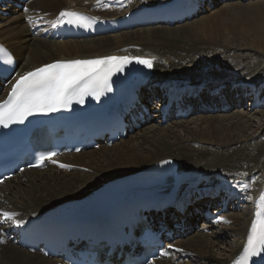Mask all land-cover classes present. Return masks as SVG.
Returning <instances> with one entry per match:
<instances>
[{
	"label": "bare ground",
	"instance_id": "bare-ground-1",
	"mask_svg": "<svg viewBox=\"0 0 264 264\" xmlns=\"http://www.w3.org/2000/svg\"><path fill=\"white\" fill-rule=\"evenodd\" d=\"M146 1L164 3L168 0ZM94 3L95 0H87V2L86 0H33L28 3L29 11L25 13L17 9L16 0H0V44L9 49L16 58L17 72L24 74L60 60L97 58L112 54L129 57L146 56L153 62L152 83L148 85L149 88L141 89V100L146 103L149 97L158 95V88H154L153 84L159 85L175 80L189 81L191 83L189 86L193 85L190 87L195 91L190 97H181L180 101L193 107L192 114L196 112L208 114L209 111L205 108L212 110L215 108L219 113H224L221 111L222 107L233 108L237 104L240 105L244 102L243 92H240V87L233 89V86L250 83L259 75H264V60L245 53L249 49L236 44L231 39L217 44H207L200 31H196V24L190 25L188 22H184L181 26H171L172 28L164 25L147 26L139 30H123L124 32L115 33L117 35L112 34L115 36L105 35L61 42L41 38L39 33L33 34L28 25L29 19L36 21L42 17L53 18L60 10L67 8L87 10ZM14 5L16 8L10 16L4 18L3 12ZM207 5L206 2L203 4V6ZM24 17L28 20L22 24ZM239 51L244 54L240 55ZM237 52L239 53L236 54ZM186 53H192L190 54L192 56H185ZM248 55L252 56L251 61L247 60ZM257 60L258 62L255 63ZM214 69H228L234 73L224 80L213 79L218 76L213 73ZM253 83L247 85H258ZM200 87H203L202 92L195 94L196 90L202 89ZM237 94L239 96L236 98ZM156 108L158 109V106ZM156 118L157 121L147 127V133L137 135L127 146L124 143L128 141L126 138L129 135H126L124 140H119V145H123V149L118 144H114L111 147H99L101 148L99 153L90 151L64 156L62 162L73 167L74 170L49 167L44 171H25L11 179L0 186V211L16 212L18 213L16 219H23L26 222L44 212L86 199L91 192L106 183L122 179L123 185H126L128 176H133L165 159L176 161L180 171L192 170L212 176L210 182L203 188L205 186L210 188L212 185L223 188L215 182L213 178L215 174L224 175L233 183L242 182L247 185L249 177L257 175L249 193L253 198L257 196L258 189L260 190L264 184V122L254 127L251 135H247L252 128L251 117L247 115L236 114L233 118L235 122L228 123L230 126L227 127H224L223 121L209 117L201 120V125L205 128H201V125L192 128L180 123L174 125L171 130L160 129L158 126L161 124L160 117L157 115ZM147 123L151 121L146 122L145 125ZM179 131L182 137L179 136ZM262 137L263 140H259ZM190 142H194L195 145H189ZM85 168L91 174H84L87 173ZM72 171H78L83 175L78 173L61 176V173ZM244 173L247 175H243ZM197 188L200 189L201 186L198 185ZM236 190L240 195L245 194L243 188ZM205 193L210 191L205 190ZM188 201L189 206H186L182 213L172 212V219L176 221L174 223H181L184 229L183 232L174 231L178 235L174 243V254L190 255L191 259L182 264H228L242 246L250 223L252 206L227 213L220 233L204 234L197 231L196 220L199 215L196 210L216 205L220 199L206 198V196L201 198L193 194ZM93 202L94 200L90 198L83 202L82 206L88 209ZM251 203L252 201H249L250 205ZM168 217L167 214L165 216L167 223H169ZM224 232L233 237L228 249L223 247L225 244L227 246L224 242L230 235ZM223 235L225 237H222ZM0 238H2L1 234ZM176 249L182 251L177 252ZM56 262V259L44 258L39 253L31 254L12 243L0 246V264H55ZM156 264L174 263L162 260Z\"/></svg>",
	"mask_w": 264,
	"mask_h": 264
},
{
	"label": "snow or ice",
	"instance_id": "snow-or-ice-1",
	"mask_svg": "<svg viewBox=\"0 0 264 264\" xmlns=\"http://www.w3.org/2000/svg\"><path fill=\"white\" fill-rule=\"evenodd\" d=\"M95 3L97 7L107 6L105 0H95ZM28 11L27 8L24 9L25 13ZM95 20L96 18L88 17L80 12L63 10L52 27H56L59 23H67L74 27L88 29ZM28 23H32L30 19ZM3 52L5 50L0 47V53ZM6 55L7 59L4 63L14 66L12 57ZM133 62L147 69L153 67L152 59L105 56L95 59L56 61L25 72L11 85L7 98L0 101V128L9 129L11 125H23L29 117L34 115L47 116L61 110H68L73 103L83 105L86 96L99 101L106 93L113 91L112 77L117 73H123ZM55 155H57L55 152L39 154L36 157L37 166H42L45 160L56 163L52 159ZM60 167L70 166L61 164ZM239 186L245 192L249 187L247 184ZM245 198L249 201L253 199L250 195H246ZM262 206H264V191H261L256 202L257 216L260 215L259 210ZM17 216L16 212L0 211V229L4 223H9V226L16 228L23 227L25 221L16 219ZM168 247L173 246L168 245ZM176 251L182 250L176 249ZM160 255L164 256L167 253L161 252ZM250 261L252 264H264V219H253L243 250L233 264H249Z\"/></svg>",
	"mask_w": 264,
	"mask_h": 264
},
{
	"label": "rangeland",
	"instance_id": "rangeland-1",
	"mask_svg": "<svg viewBox=\"0 0 264 264\" xmlns=\"http://www.w3.org/2000/svg\"><path fill=\"white\" fill-rule=\"evenodd\" d=\"M204 7H207V8L205 9ZM14 9H15L14 7L9 6L8 9H6L5 12H3L4 14L3 17L7 18L8 16H10L11 12ZM24 21H25V18L24 20H22L21 23L24 24ZM185 22L190 23V25L196 24L195 25V28L197 27L196 31L197 30L198 32L200 31L199 33L201 34L202 38L204 37L203 40L207 41V44H212V43L217 44V42L221 43L223 41H226L227 39L229 40L231 39V40H234L236 44H239L242 47L249 49V51H245V53L250 54L253 57H256L257 59L264 60V0H213L210 6L208 5L203 6L198 14H196L191 19ZM183 23L176 24L175 26H181L183 25ZM0 26H1V21H0ZM172 27H169V28H172ZM133 30H139V28H136ZM129 32H132V31H129ZM109 35H112V34H109ZM115 35H112V36H115ZM239 52H237L236 54H238ZM190 54L192 53H186L185 56H192ZM239 54L240 55L244 54V52H240ZM252 56L248 55L247 60L251 61L250 58ZM257 62L258 60L255 63ZM229 68L231 69L230 66ZM227 70L228 69H225V70L218 69V70H215L216 72L213 71L214 74L218 75V76H215L213 79L221 78L222 80H224L226 78H229L234 72L230 70L227 71ZM254 80H252L250 83L252 84L253 82H255L256 84L257 83L260 84L264 82V75H259ZM250 83H247V84H250ZM240 92H242L241 89H240ZM249 104H250L249 102H243V103H240V105L237 104V106L230 108L227 112H224V113L207 112L208 114H202L200 112H196L188 116L185 119H176V120L173 119V120L166 122L163 125L160 124L158 126L160 129H164V130L170 129L171 130L172 127H175L174 125L183 123V124H186L185 126L193 128V127H197L201 125L202 118L212 117V118H215L217 121H223L224 127H227V126H230V124L228 123L235 122V120L233 119L235 115L240 114V115H247L249 118L251 117L250 124L252 125V128L247 132V135H251L253 133L252 131H254V127H256L259 123L264 122V109L253 111L249 108ZM152 115L156 116L155 113H152ZM155 118L156 117L153 118V116H151V119H152L151 123H147L146 125L144 124L140 129L136 130V132L134 131L133 134H129V136L126 138L128 139V141L125 142L124 145L127 146L130 141L132 142L133 139L137 137V135H142V134L147 133V127L152 126L153 123L156 122ZM228 119L229 120L231 119L233 121L231 120L225 121ZM216 127L218 126L216 125ZM201 128H205V126L201 125ZM179 134H180L179 136L182 137L181 132ZM259 140H263V137L260 138ZM194 142H190L188 144L192 146V145H195ZM119 143L120 141L115 144H118V146L122 148L123 145L121 144L119 145ZM118 146L116 145V147ZM100 150L101 148L92 149L86 152L94 151L96 153H99ZM86 171L87 173H84V174L86 175L91 174L88 169H86ZM74 174L83 175L82 173L78 171H72L71 173H64V174L61 173V176H67V175L71 176ZM225 234H228L230 236H228L227 240H225L224 243H227V246L225 244L223 249H226V248L228 249L230 245L229 243H232L233 237L229 233H225ZM222 237H225V235H223ZM215 239H217V236L215 237Z\"/></svg>",
	"mask_w": 264,
	"mask_h": 264
}]
</instances>
